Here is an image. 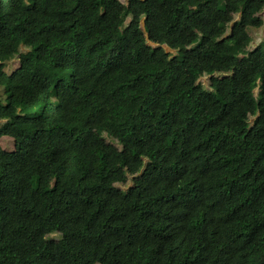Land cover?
I'll list each match as a JSON object with an SVG mask.
<instances>
[{
  "label": "trees",
  "instance_id": "trees-1",
  "mask_svg": "<svg viewBox=\"0 0 264 264\" xmlns=\"http://www.w3.org/2000/svg\"><path fill=\"white\" fill-rule=\"evenodd\" d=\"M0 89V264H264V0H0Z\"/></svg>",
  "mask_w": 264,
  "mask_h": 264
},
{
  "label": "rangeland",
  "instance_id": "rangeland-1",
  "mask_svg": "<svg viewBox=\"0 0 264 264\" xmlns=\"http://www.w3.org/2000/svg\"><path fill=\"white\" fill-rule=\"evenodd\" d=\"M121 1H123V0H121ZM261 32H262V30H258V31L251 30L250 31L253 43H256V42H258L260 40ZM17 66H18L17 57L16 56H11L10 58H8L6 60V63H5V66H4V70L7 71V72H10L11 70L16 68ZM207 79H208V76H204V77L201 78V80L205 84H207ZM0 147L2 149L6 150V151L12 150L13 147H14L12 138L10 136H8V135L1 134L0 135Z\"/></svg>",
  "mask_w": 264,
  "mask_h": 264
}]
</instances>
